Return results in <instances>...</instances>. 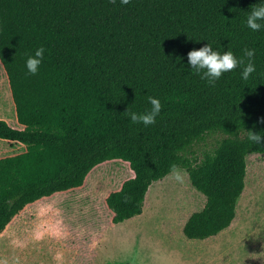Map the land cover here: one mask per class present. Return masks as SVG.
<instances>
[{
  "label": "trees",
  "instance_id": "16d2710c",
  "mask_svg": "<svg viewBox=\"0 0 264 264\" xmlns=\"http://www.w3.org/2000/svg\"><path fill=\"white\" fill-rule=\"evenodd\" d=\"M264 0H0V77L5 76L15 122L0 119V236L14 219L53 203L56 229L96 264L95 243L106 229L141 216L151 186L176 164L206 203L183 227L189 240L217 237L237 216L247 157L264 155V29L247 16ZM210 44L239 59L254 49L256 71L241 68L215 87L194 74L187 54ZM45 48L36 75L26 61ZM154 125L133 124L126 110L150 111ZM220 136L199 159L195 147ZM112 163L131 176L99 202L89 180ZM55 207V208H54ZM81 261V257H80ZM79 263V261H78Z\"/></svg>",
  "mask_w": 264,
  "mask_h": 264
},
{
  "label": "rangeland",
  "instance_id": "374dc122",
  "mask_svg": "<svg viewBox=\"0 0 264 264\" xmlns=\"http://www.w3.org/2000/svg\"><path fill=\"white\" fill-rule=\"evenodd\" d=\"M0 119L15 122L5 76L0 77ZM219 139L208 136L194 148L196 156L201 159L212 152ZM6 147L0 145V157L21 151L9 152ZM180 170L182 184L170 175L154 183L141 216L106 229L95 243L96 264H264V155L247 157L245 190L231 227L204 241L189 240L183 234L185 223L204 208L206 199L192 186L187 171ZM129 176L127 165L109 164L89 180V194L101 202ZM53 205L39 204L14 219L0 236V260L8 264L17 258L19 264H85L86 251L56 229L60 217ZM57 253L62 254L60 260Z\"/></svg>",
  "mask_w": 264,
  "mask_h": 264
},
{
  "label": "clouds",
  "instance_id": "9594fccd",
  "mask_svg": "<svg viewBox=\"0 0 264 264\" xmlns=\"http://www.w3.org/2000/svg\"><path fill=\"white\" fill-rule=\"evenodd\" d=\"M110 3L115 4L116 0H109ZM131 0H120L122 5L130 4ZM246 25L253 32H259L264 29V4L255 6L252 8L250 14L247 16ZM45 48H38L34 56H30L26 61V67L28 73L36 75L44 59ZM255 56L254 49H243L242 56L238 59L233 52L226 51L221 54L218 51H214L210 44L200 48L199 50L189 51L187 54L188 63L194 74L199 75L200 79L205 81L208 86L215 87L216 82L228 72L235 71L238 67L242 69L241 78L245 81L249 79L251 74L256 71L253 59ZM148 102L151 105L150 111L145 113H137L130 110H126V114L129 116L133 124H143L145 127L154 125L156 119L162 111V104L159 99L154 97H148ZM257 123L264 124V117H261ZM248 139L255 144L264 145V136L260 132H254L248 130ZM170 178L178 183L184 182V176L182 171L176 164L170 166L169 172ZM62 258L61 253H57L56 259ZM0 264H8V261L0 260ZM14 264H19V259L14 261Z\"/></svg>",
  "mask_w": 264,
  "mask_h": 264
},
{
  "label": "crops",
  "instance_id": "0c3cea01",
  "mask_svg": "<svg viewBox=\"0 0 264 264\" xmlns=\"http://www.w3.org/2000/svg\"><path fill=\"white\" fill-rule=\"evenodd\" d=\"M223 233V232H222ZM215 238V237H214ZM211 239H213V238H211Z\"/></svg>",
  "mask_w": 264,
  "mask_h": 264
}]
</instances>
